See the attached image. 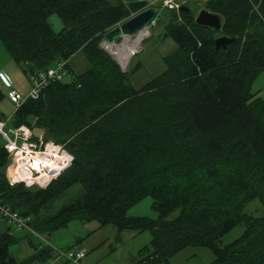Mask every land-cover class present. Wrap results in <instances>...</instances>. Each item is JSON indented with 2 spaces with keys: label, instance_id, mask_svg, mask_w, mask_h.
I'll return each instance as SVG.
<instances>
[{
  "label": "trees",
  "instance_id": "16d2710c",
  "mask_svg": "<svg viewBox=\"0 0 264 264\" xmlns=\"http://www.w3.org/2000/svg\"><path fill=\"white\" fill-rule=\"evenodd\" d=\"M144 4L0 0V42L22 72L66 60L70 73L68 81H51L14 108L9 124L42 127L43 141L62 144L72 155L70 166L45 187L9 185L0 141V203L28 217L38 234L72 219L146 230L150 238L138 249V264L166 263L186 246L208 248L209 264H264V214L243 212L253 199L264 207V99L252 90L264 69V0H205L202 8L220 17L219 31L194 24L187 3L188 12L163 8L162 36L176 49L163 58L160 73L135 88L128 77L139 63L122 71L99 43ZM50 14L61 21L56 32ZM159 14L157 23L164 20ZM218 36L233 40L215 50ZM78 51L88 67L74 76L68 59ZM73 184L81 185V195L42 217L39 209ZM146 196L157 217L126 216ZM237 225L241 235L220 246ZM8 230L0 232V264L51 257L48 244L28 239L34 251L17 260L8 250L16 241Z\"/></svg>",
  "mask_w": 264,
  "mask_h": 264
},
{
  "label": "rangeland",
  "instance_id": "374dc122",
  "mask_svg": "<svg viewBox=\"0 0 264 264\" xmlns=\"http://www.w3.org/2000/svg\"><path fill=\"white\" fill-rule=\"evenodd\" d=\"M204 1L185 0L183 5L187 3L188 8L195 17L197 12L202 9ZM146 4L145 1L143 10L149 8ZM151 8L158 9L161 12L162 20L164 19L167 13L165 9L158 5L155 7L151 6ZM135 14L131 15L133 16ZM47 21L54 32L60 30L62 24L55 14L48 15ZM157 22L142 28L135 34L121 37L120 42L113 40L110 43L112 51H118L125 46L127 51L133 49V52L129 55H127V51L125 54L121 53L120 64H118L122 71H127L130 67L132 68L135 64L139 63V66L128 77L129 83L135 88H138L144 82L160 73L164 69L163 58L170 55L176 49V44L171 38L162 36L163 25L166 20L164 19L161 23ZM105 44L106 42L102 39L99 46L109 54V51L103 46ZM68 66L71 75L75 76L83 72L88 67V63L82 52L78 51L69 57ZM3 73L8 75L10 86L14 90L22 95L27 94L30 87L27 76L22 72L20 65L10 58L0 42V76ZM68 80L69 77L63 79V81ZM263 85L264 69L255 79L252 90ZM0 90L5 94L7 92V89L1 84V78ZM13 110V105L5 96L0 98V114H2V117L9 116ZM8 125L10 124L8 123ZM8 164L9 160L7 158L6 167ZM81 193L82 187L80 184L71 185L39 209L40 215L42 217L54 215L64 205L76 200ZM150 205L151 198L148 196L143 197L126 209V216H145L150 219H155L157 214ZM243 212L260 216L264 214V207L258 199H253L246 203ZM176 213L177 211L168 214L166 219H171ZM4 230H6V225L0 220V232ZM8 232L16 237V241L8 246V250L17 260L26 258L34 251L31 244L36 246L38 244H48L52 249L51 257L40 264H71L66 262L58 252L75 249L85 250L86 256L83 261L90 262L91 264H138L137 261L141 258V255L138 254V249L143 245H148L150 238L149 232L146 230L140 232L132 229L118 231L112 225L99 226L96 221L81 222L77 219L69 220L65 225L55 230L39 233L40 236H47L46 243L36 234H31L27 230L15 231L9 228ZM242 232L243 226L237 225L224 234L218 244L220 246L228 244L238 238ZM213 258L212 252L206 247L186 246L170 256L166 263L160 262L158 264H209Z\"/></svg>",
  "mask_w": 264,
  "mask_h": 264
},
{
  "label": "built area",
  "instance_id": "2783aa9c",
  "mask_svg": "<svg viewBox=\"0 0 264 264\" xmlns=\"http://www.w3.org/2000/svg\"><path fill=\"white\" fill-rule=\"evenodd\" d=\"M145 1L149 7L158 5L161 8L179 11L180 5H183L185 0ZM65 77H70L66 60L58 61L42 70L30 72L27 75L30 83L29 90L26 95H22L10 86L5 76H0L3 86L7 89L6 97L14 108L28 98H37L39 92L49 82L63 80ZM9 120L10 115L2 117L0 114V141L9 160L5 169L9 185L21 183L26 187H45L70 166L72 155L62 144L50 140L43 141L42 138L36 139L32 137L30 127L26 125L13 127L8 125ZM0 220L15 231L27 230L31 234H36L46 243L47 236H40L34 232L27 224L28 217L22 216L1 203ZM58 254L71 264H91L83 261L86 256L83 249L59 251Z\"/></svg>",
  "mask_w": 264,
  "mask_h": 264
},
{
  "label": "water",
  "instance_id": "95a60500",
  "mask_svg": "<svg viewBox=\"0 0 264 264\" xmlns=\"http://www.w3.org/2000/svg\"><path fill=\"white\" fill-rule=\"evenodd\" d=\"M188 8L185 5H180L179 11L188 12ZM160 19V14L158 9H153L151 7L146 8L130 18L116 24L111 29L106 31L102 39L104 42H112L113 40L119 41L124 35L135 34L142 28L154 24ZM194 24L211 28L214 31H219L220 29V17L216 13H211L205 9H200L196 16L194 17ZM233 38H227L225 36H218L213 40L214 49L218 47L225 48V45L231 42ZM46 134V130L42 127L31 128L32 137L38 139L43 138ZM6 180H8L6 172H4Z\"/></svg>",
  "mask_w": 264,
  "mask_h": 264
},
{
  "label": "bare ground",
  "instance_id": "6f19581e",
  "mask_svg": "<svg viewBox=\"0 0 264 264\" xmlns=\"http://www.w3.org/2000/svg\"><path fill=\"white\" fill-rule=\"evenodd\" d=\"M124 36H122V38ZM121 39H120V41H121ZM110 43H112V42H106V44L103 46L109 51V54L120 64V60H121L120 57L122 56L121 53L125 54V52L127 51L126 46L124 48H120L118 51H112ZM132 52H133V49H129V51H127V53H128L127 55L131 54Z\"/></svg>",
  "mask_w": 264,
  "mask_h": 264
},
{
  "label": "crops",
  "instance_id": "0c3cea01",
  "mask_svg": "<svg viewBox=\"0 0 264 264\" xmlns=\"http://www.w3.org/2000/svg\"><path fill=\"white\" fill-rule=\"evenodd\" d=\"M3 76H5L7 79H8V81H9V78H8V75H6L5 73H3ZM258 77V76H257ZM256 77V78H257ZM255 78V79H256ZM255 79H254V81L252 82V89H253V84H254V82H255ZM10 82V81H9ZM255 91H257V95H259V96H261L263 99H264V85L263 86H261V87H258L257 89H254Z\"/></svg>",
  "mask_w": 264,
  "mask_h": 264
}]
</instances>
